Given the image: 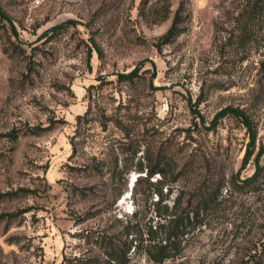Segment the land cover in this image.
<instances>
[{
  "label": "rangeland",
  "instance_id": "374dc122",
  "mask_svg": "<svg viewBox=\"0 0 264 264\" xmlns=\"http://www.w3.org/2000/svg\"><path fill=\"white\" fill-rule=\"evenodd\" d=\"M0 5V264H102L154 215L134 183L160 160L163 202H218L162 264H264V71L233 44L234 1Z\"/></svg>",
  "mask_w": 264,
  "mask_h": 264
},
{
  "label": "trees",
  "instance_id": "16d2710c",
  "mask_svg": "<svg viewBox=\"0 0 264 264\" xmlns=\"http://www.w3.org/2000/svg\"><path fill=\"white\" fill-rule=\"evenodd\" d=\"M237 4V14L234 16L235 25L233 29V44L241 52V60L246 59L252 51H259L262 59L258 61V69L264 71V0H232ZM0 5V18H5ZM173 33V26L164 35L170 36ZM147 160L148 157H146ZM162 164V165H160ZM166 162L160 161L155 164L143 167L140 163L137 171L143 172L144 176L138 175L135 179L134 187L139 184H147L156 194L157 198L153 202L152 217H137L135 210L124 220L123 228L125 237H129L127 243H123L121 248L109 242L104 251L102 264H127L128 253L132 251L142 253L144 257L155 264H162L168 259L177 256L181 249V242L184 235L194 230L202 224L200 213H206L212 208V203L216 201L217 193L209 192L202 195L194 207L186 210L180 209V194H176L168 205L163 202L171 192L167 188L166 174L168 167ZM258 173V172H257ZM158 174L159 178L150 182L152 175ZM165 186V193L162 188ZM218 202L214 203L216 206ZM154 221V222H153ZM257 258L253 255L246 260L242 259L239 264H256Z\"/></svg>",
  "mask_w": 264,
  "mask_h": 264
},
{
  "label": "bare ground",
  "instance_id": "6f19581e",
  "mask_svg": "<svg viewBox=\"0 0 264 264\" xmlns=\"http://www.w3.org/2000/svg\"><path fill=\"white\" fill-rule=\"evenodd\" d=\"M134 178L130 179V186L133 184Z\"/></svg>",
  "mask_w": 264,
  "mask_h": 264
},
{
  "label": "water",
  "instance_id": "95a60500",
  "mask_svg": "<svg viewBox=\"0 0 264 264\" xmlns=\"http://www.w3.org/2000/svg\"><path fill=\"white\" fill-rule=\"evenodd\" d=\"M129 186H130V184H129Z\"/></svg>",
  "mask_w": 264,
  "mask_h": 264
}]
</instances>
